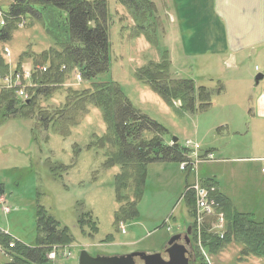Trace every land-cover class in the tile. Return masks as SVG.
Instances as JSON below:
<instances>
[{
  "label": "rangeland",
  "instance_id": "374dc122",
  "mask_svg": "<svg viewBox=\"0 0 264 264\" xmlns=\"http://www.w3.org/2000/svg\"><path fill=\"white\" fill-rule=\"evenodd\" d=\"M104 1L110 18L109 65L95 82L117 85L136 110L166 130L165 141L175 138L181 146L186 141L200 145L202 151L211 150L214 162L199 164L196 173L180 171L176 163L146 165L143 194L135 203L137 215L121 219L116 225V212L134 198L128 189L126 202L116 200L114 177L119 168H103L112 149H86L106 134L100 110L90 107L78 126L61 137L52 129H39L31 119L2 120L5 111L1 109L0 188L9 212L7 215L0 212V229L24 246L34 247L41 236L37 230V214L43 210L45 217L66 227L72 239L70 245L55 247L54 256L48 257L44 264H78L82 251L90 257L160 253L177 229L183 230L193 223L197 246L193 243L202 264H264V259L241 256V248L235 244L207 253L201 246L203 228L208 225L212 232L223 235L224 221L219 229L215 228L214 220L198 225L196 213L193 219L190 217L184 196L196 178L204 187L215 181L234 210L264 221V162L255 159L259 155L264 157V118H258L254 104L259 92L252 95L254 89L259 90L264 84L261 81L258 87L253 86L256 75L264 76V59H249L248 51L236 65L227 57L210 59L207 63L206 59H195L189 51L185 56L174 54L171 60L168 55L173 78L190 79L197 88L205 87L209 93L206 108L199 107L198 101L192 112L181 110L179 103L168 107L135 78L137 70L150 62L160 64L162 52L167 51V39L172 32L163 7H159L155 17L158 27L153 26L158 29L152 37L155 47L143 36L135 37L136 24L121 3ZM154 1L160 6V0ZM9 8L8 0H0L1 13H8ZM23 17V25L13 23L8 38L0 40V57L7 65V79L15 72H30L31 60L22 62L18 69L20 56L39 55L50 49L55 40L46 32L47 23L64 20L57 13L51 21L49 14H43L42 21L32 14ZM2 21L5 25L9 23L3 17ZM76 75L72 72L60 89L55 88L58 90L47 103L38 100L40 107L52 111L62 106L67 90L90 88L89 83L77 79ZM3 81L0 74V88L6 84ZM24 89L23 94L27 95ZM87 213L96 225V233L91 232L89 225L81 229L77 223ZM10 260L9 250L5 249L0 254V264Z\"/></svg>",
  "mask_w": 264,
  "mask_h": 264
},
{
  "label": "trees",
  "instance_id": "16d2710c",
  "mask_svg": "<svg viewBox=\"0 0 264 264\" xmlns=\"http://www.w3.org/2000/svg\"><path fill=\"white\" fill-rule=\"evenodd\" d=\"M9 12L3 18L9 23L0 30V40H5L13 23H24V15L32 14L42 21L43 14L50 17L59 15L62 22H49L46 32L54 40V45L39 55L24 53L17 63L18 69L25 60H31V74L28 85L20 76L25 85L26 98L15 94V89H7L1 84L0 110L2 120L31 119L39 129L52 131L61 136L69 135L71 128L78 126L88 114L89 108L99 109L103 122L106 125V134L91 142L86 149L103 150L110 147L112 152L106 156L104 169L119 168L114 177V189L118 203L127 201L126 191L129 189L134 200L121 205L115 214L114 223L121 219L135 218L137 213L135 203L142 197L145 183V167L154 163H176L186 161L189 152L172 139H163L166 130L141 114L123 95L120 88L113 83H97L98 75L108 70V16L107 3L104 0H8ZM130 13L136 24L135 37L143 36L145 40L157 47L153 38L158 29L155 17L157 9L149 0H117ZM49 8H53L48 10ZM154 18V20H152ZM44 22V21H43ZM18 24V26L20 25ZM134 36V35H132ZM160 64L149 63L137 70V81L147 85L148 89L157 95L168 107L180 102V109L184 112L195 110L196 101L199 107L209 106V93L205 87H196L190 79H175L170 74V60L168 52H162ZM40 66L46 67L45 72L39 71ZM17 69V71H18ZM7 65L0 57L1 80L7 77ZM77 74L80 79L90 84V88L82 91L67 90L61 107L57 109H43L39 101L48 102L52 99L55 90L62 87L63 81L71 73ZM18 72L12 74L15 76ZM20 73V72H19ZM58 88V89H55ZM6 118H5V117ZM209 182V185H213ZM131 189H133L131 191ZM0 192V196H2ZM190 217L193 219L195 201L193 194L187 190L185 195ZM220 203V212L224 218V233L220 236L209 229L205 223L201 233V246L207 253H214L229 244L238 245L240 255L253 256L264 259V221H255L251 215L235 211L231 202L224 196L217 194ZM81 229L90 226L93 233L97 232L95 223L87 213L78 220ZM193 242L196 245L195 225L192 223ZM37 230L41 235L37 245L26 247L18 243L9 249L11 260L7 264H44L47 254L55 247L70 245L72 239L69 230L61 227L53 218L45 217L44 211L37 214ZM211 231V232H210ZM109 238V237H107ZM4 248H7L9 239L0 235ZM197 246V245H196Z\"/></svg>",
  "mask_w": 264,
  "mask_h": 264
},
{
  "label": "crops",
  "instance_id": "0c3cea01",
  "mask_svg": "<svg viewBox=\"0 0 264 264\" xmlns=\"http://www.w3.org/2000/svg\"><path fill=\"white\" fill-rule=\"evenodd\" d=\"M149 1L157 10L162 6L170 20L172 35L165 47L170 60L174 54L185 56L186 51L195 59H206L207 63L210 59L227 57L236 65L242 62L245 51L249 59H264V0H160V6L154 0ZM262 77L259 83L264 81ZM258 85L253 84L255 88ZM255 92H259L254 103L257 116L264 118V84L259 90L254 89L253 96ZM256 157L264 162L263 156ZM211 183L222 195L216 182ZM0 192L3 194L2 188Z\"/></svg>",
  "mask_w": 264,
  "mask_h": 264
},
{
  "label": "built area",
  "instance_id": "2783aa9c",
  "mask_svg": "<svg viewBox=\"0 0 264 264\" xmlns=\"http://www.w3.org/2000/svg\"><path fill=\"white\" fill-rule=\"evenodd\" d=\"M3 15L0 13V26L4 25V22L2 21ZM20 25H23L21 23ZM46 67L40 68L42 72L46 71ZM20 76L27 81H29L30 78V72L25 71L24 73H17L15 76L9 75L8 79H6L3 82L4 85L11 89H15V94L20 98H26V96L23 94L22 89L25 88V85L20 82ZM77 79H80L78 75H76ZM22 88V89H21ZM24 95V96H23ZM183 148L186 149L190 153V158L186 161H182L179 163V170L185 171L186 169H190V171L196 173L197 172V166L201 163H210L213 162V157L211 154H206L203 157H199V150L200 147L197 144L190 143L186 141L183 145ZM264 173V171H263ZM191 190L194 193L195 198V213L197 218V224L204 223L205 220H214V226L215 228L219 229L222 227L224 218L221 213L218 212L219 210V202L216 199L215 196V189L210 188H203L199 185V183L196 181L195 185L192 186ZM0 211L3 214H7L9 212V208L5 206V200L2 196H0ZM7 235L6 232H3L0 230V235ZM220 236V234H218ZM16 244L14 242L9 243L8 247L13 248ZM2 251V247L0 244V252ZM53 257L54 255L51 254L49 257Z\"/></svg>",
  "mask_w": 264,
  "mask_h": 264
},
{
  "label": "water",
  "instance_id": "95a60500",
  "mask_svg": "<svg viewBox=\"0 0 264 264\" xmlns=\"http://www.w3.org/2000/svg\"><path fill=\"white\" fill-rule=\"evenodd\" d=\"M262 75L258 74L254 77V85H258L259 81L262 80ZM172 141L175 143L177 139L172 138ZM178 239L177 235L171 236L167 242L166 248L160 253H154L152 255L145 254L142 252H135L122 256H96L90 257L86 252L82 251L78 256V264H135L134 258H140L143 261V264H185L183 261L178 262L176 255L177 249H182L183 247L173 245ZM184 250V249H183Z\"/></svg>",
  "mask_w": 264,
  "mask_h": 264
},
{
  "label": "flooded vegetation",
  "instance_id": "af4514ba",
  "mask_svg": "<svg viewBox=\"0 0 264 264\" xmlns=\"http://www.w3.org/2000/svg\"><path fill=\"white\" fill-rule=\"evenodd\" d=\"M174 235H177L178 239L175 241V243H173V245L177 246V248L180 246L183 247L182 249L176 250L178 262L183 261L185 264H202L200 255H198L193 243V232L191 225H186L183 230L177 229ZM166 248H168V246L163 248L162 251H164ZM134 262L135 264H143V261L138 257L134 259Z\"/></svg>",
  "mask_w": 264,
  "mask_h": 264
}]
</instances>
